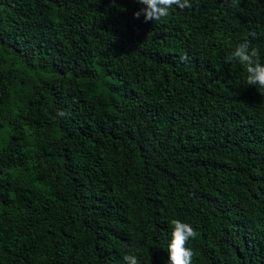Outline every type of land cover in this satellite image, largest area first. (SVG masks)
Segmentation results:
<instances>
[{"label": "trees", "instance_id": "obj_1", "mask_svg": "<svg viewBox=\"0 0 264 264\" xmlns=\"http://www.w3.org/2000/svg\"><path fill=\"white\" fill-rule=\"evenodd\" d=\"M189 3L0 0V264H264V0Z\"/></svg>", "mask_w": 264, "mask_h": 264}, {"label": "clouds", "instance_id": "obj_2", "mask_svg": "<svg viewBox=\"0 0 264 264\" xmlns=\"http://www.w3.org/2000/svg\"><path fill=\"white\" fill-rule=\"evenodd\" d=\"M136 2L143 5V7L134 12L133 16L134 18H139L143 15L145 22L162 20L169 15V11L174 5L181 10L191 7L189 0H136ZM233 3H235V0H233ZM252 35L254 36L255 34ZM180 59L185 61L187 59L186 54L181 55ZM232 61H238L244 66L247 73V85H259L260 88H264V63L260 60L258 50L251 46L249 40L245 39L238 43L230 54L226 56V63ZM57 115L63 116L65 113L59 111ZM170 224L171 238L167 244V264H193L195 252L186 245L190 239L197 237V231L191 224L182 222L179 219L171 220ZM137 252L138 250L135 247L129 248L127 254L122 258L124 264H140Z\"/></svg>", "mask_w": 264, "mask_h": 264}]
</instances>
